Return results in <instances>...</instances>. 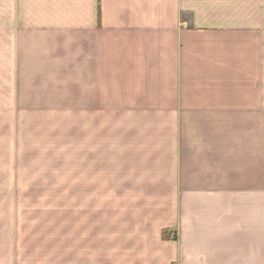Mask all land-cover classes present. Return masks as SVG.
<instances>
[{
	"label": "crops",
	"instance_id": "0c3cea01",
	"mask_svg": "<svg viewBox=\"0 0 264 264\" xmlns=\"http://www.w3.org/2000/svg\"><path fill=\"white\" fill-rule=\"evenodd\" d=\"M0 7L49 110L87 112L101 158L139 172L75 216L22 201L0 264H264V0Z\"/></svg>",
	"mask_w": 264,
	"mask_h": 264
},
{
	"label": "rangeland",
	"instance_id": "374dc122",
	"mask_svg": "<svg viewBox=\"0 0 264 264\" xmlns=\"http://www.w3.org/2000/svg\"><path fill=\"white\" fill-rule=\"evenodd\" d=\"M17 22L19 16L0 7V230L15 221L22 201L55 208L71 199L75 216L78 196L94 200L104 184L128 182L139 173L101 158L103 136L94 118L89 125L87 112L49 110L62 105L50 104L40 80L25 79L32 65L24 58L25 33Z\"/></svg>",
	"mask_w": 264,
	"mask_h": 264
},
{
	"label": "trees",
	"instance_id": "16d2710c",
	"mask_svg": "<svg viewBox=\"0 0 264 264\" xmlns=\"http://www.w3.org/2000/svg\"><path fill=\"white\" fill-rule=\"evenodd\" d=\"M163 237L166 238V232H163Z\"/></svg>",
	"mask_w": 264,
	"mask_h": 264
}]
</instances>
